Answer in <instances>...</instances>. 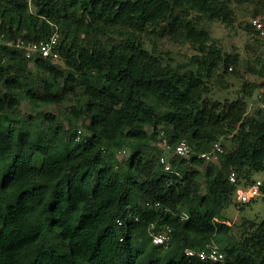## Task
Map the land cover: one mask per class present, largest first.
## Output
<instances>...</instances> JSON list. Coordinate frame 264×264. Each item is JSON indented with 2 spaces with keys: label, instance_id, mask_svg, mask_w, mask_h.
<instances>
[{
  "label": "trees",
  "instance_id": "1",
  "mask_svg": "<svg viewBox=\"0 0 264 264\" xmlns=\"http://www.w3.org/2000/svg\"><path fill=\"white\" fill-rule=\"evenodd\" d=\"M254 2L253 14L264 10V0H0V264H264V218L243 219L235 235L222 213L234 198L230 169L237 183L263 173L264 190V109L247 110L264 81L213 97L238 56L219 51L204 23L231 25L233 5ZM75 14L78 23L67 19ZM55 31L64 66L15 46ZM156 38L194 52L168 63ZM253 57L247 72L264 76L263 56ZM23 99L61 113L24 116ZM160 131L192 147L170 156L171 171ZM213 142L223 151L204 165ZM163 227L167 244H153L150 230ZM216 236L230 237L217 241L223 260L186 253Z\"/></svg>",
  "mask_w": 264,
  "mask_h": 264
},
{
  "label": "rangeland",
  "instance_id": "2",
  "mask_svg": "<svg viewBox=\"0 0 264 264\" xmlns=\"http://www.w3.org/2000/svg\"><path fill=\"white\" fill-rule=\"evenodd\" d=\"M234 13L236 20L231 25H226L221 22L205 21V26L210 30L212 40L216 43L218 50L226 55H237L238 61L232 65V67L228 68V71L224 75V79L219 85L213 86V97L217 98H228L231 97V92L238 88L243 81H249L257 83L258 85L264 81V76H260L257 74H252L247 72L246 65L247 61H253L254 54H258L263 56L264 59V35H256L253 32L246 31L244 29V24L249 20V18L254 15L255 9L259 8L258 2L250 3H241L233 5ZM261 7V6H260ZM73 23L79 22V16L69 15L67 17ZM148 35L151 37H155V33L148 32ZM63 37L59 35V39ZM157 44H154L152 47L156 53L163 57L165 61L168 63L174 64L177 62L185 61L188 56H190L194 50L188 44H179L172 43L166 38L157 39ZM150 47V46H149ZM248 51L251 52L248 54ZM54 62L59 63L61 66L65 65L64 59L58 54V57L53 59ZM30 68L35 71V68L32 63L29 64ZM264 89V86H259L253 92L251 98L248 99V112L253 111L257 108V99L256 95L258 91ZM68 103L66 102L65 105ZM19 109L20 112L27 116V114H31L35 116L39 111L50 112L54 114H60L61 109L56 105H43L40 107L33 106L26 100L19 101ZM118 119H122L121 116H118ZM66 124V122H65ZM43 129L45 128L44 124H39ZM129 123L124 120L122 125V131H125L128 127ZM77 132L83 133L84 127L80 125V121L77 122L76 127ZM49 132L44 129L40 140L44 143H49L50 141ZM129 154V149L124 147L117 152V158L119 160L125 159ZM167 157L170 156L168 152H166ZM209 161L205 160L204 165L208 164ZM263 173L254 174L252 178L262 179ZM201 183V192H205L208 186L209 181L200 176L199 178ZM243 206V208H241ZM224 217L226 218V222L232 225L233 233L235 235L238 234L239 223L243 219H255L261 220L264 218V198L259 197L247 203H239L233 198L231 204L222 210ZM153 229V227H152ZM158 231V230H156ZM230 239L229 236H216L213 240L219 247L222 246L218 244L225 243Z\"/></svg>",
  "mask_w": 264,
  "mask_h": 264
},
{
  "label": "built area",
  "instance_id": "3",
  "mask_svg": "<svg viewBox=\"0 0 264 264\" xmlns=\"http://www.w3.org/2000/svg\"><path fill=\"white\" fill-rule=\"evenodd\" d=\"M248 22L253 27V29L259 33V35H264V10L252 15ZM58 37L59 33L55 31L50 37L43 40L26 41L19 39L15 42V46L22 49L27 57H50L53 60L58 57L59 54L57 51ZM256 99L257 106L264 109V89L258 91ZM158 139L160 140V144L164 150V152L160 155L159 161L164 165V169L167 171L172 170L169 162L171 155L175 154L180 157H185L192 153V147L185 138L180 139L174 146H171L168 143L163 131H160ZM222 151L223 149L220 143L213 142L209 148L202 150L199 153V156L207 161L217 163L219 159V153ZM166 152H168L170 156L167 157ZM228 178L229 181L236 184L234 198L237 202L247 203L259 197L264 198V190L261 188L263 179L253 178V180L247 183H237V174L233 169L229 170ZM117 223L121 224V220H117ZM149 236L153 244L166 245L170 238V228L163 227L158 231H153L151 229ZM186 253L190 255L196 253L201 259L209 261H218L223 260L224 258L223 252L215 243H208L204 248L197 251L187 249Z\"/></svg>",
  "mask_w": 264,
  "mask_h": 264
}]
</instances>
